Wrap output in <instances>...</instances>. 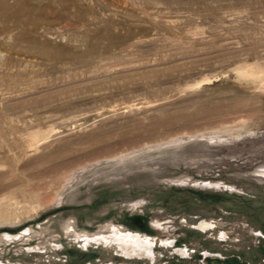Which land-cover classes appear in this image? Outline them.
Segmentation results:
<instances>
[{
  "label": "rangeland",
  "instance_id": "obj_1",
  "mask_svg": "<svg viewBox=\"0 0 264 264\" xmlns=\"http://www.w3.org/2000/svg\"><path fill=\"white\" fill-rule=\"evenodd\" d=\"M259 235L264 0H0V264H264Z\"/></svg>",
  "mask_w": 264,
  "mask_h": 264
},
{
  "label": "built area",
  "instance_id": "obj_2",
  "mask_svg": "<svg viewBox=\"0 0 264 264\" xmlns=\"http://www.w3.org/2000/svg\"><path fill=\"white\" fill-rule=\"evenodd\" d=\"M259 237L264 240V236L263 235H259Z\"/></svg>",
  "mask_w": 264,
  "mask_h": 264
},
{
  "label": "bare ground",
  "instance_id": "obj_3",
  "mask_svg": "<svg viewBox=\"0 0 264 264\" xmlns=\"http://www.w3.org/2000/svg\"><path fill=\"white\" fill-rule=\"evenodd\" d=\"M33 24H35V22L33 23ZM35 25H33L32 27H34ZM39 28V27H38Z\"/></svg>",
  "mask_w": 264,
  "mask_h": 264
}]
</instances>
